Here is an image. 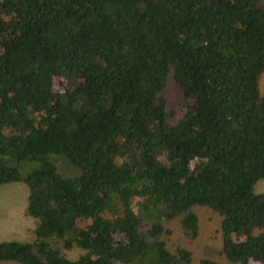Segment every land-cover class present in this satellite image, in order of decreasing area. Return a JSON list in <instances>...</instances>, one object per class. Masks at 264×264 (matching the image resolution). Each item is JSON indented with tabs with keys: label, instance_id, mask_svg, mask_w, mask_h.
<instances>
[{
	"label": "trees",
	"instance_id": "obj_1",
	"mask_svg": "<svg viewBox=\"0 0 264 264\" xmlns=\"http://www.w3.org/2000/svg\"><path fill=\"white\" fill-rule=\"evenodd\" d=\"M263 76L264 0H0V186L38 221L0 264H193L165 224L194 241L197 208L229 264H264Z\"/></svg>",
	"mask_w": 264,
	"mask_h": 264
},
{
	"label": "rangeland",
	"instance_id": "obj_2",
	"mask_svg": "<svg viewBox=\"0 0 264 264\" xmlns=\"http://www.w3.org/2000/svg\"><path fill=\"white\" fill-rule=\"evenodd\" d=\"M58 88L62 89V86ZM261 90L264 94V76L261 79ZM163 95L168 102L169 109L176 112V119L179 120L183 115L184 100L171 76ZM51 160L62 177L73 178L79 175L78 170L65 157L52 156ZM27 164L22 165L23 174L27 172ZM254 193L256 195L264 193V181H260L255 186ZM27 197L28 188L24 184L0 186V243L11 241L33 243L35 241L34 229L37 227L38 221L27 217L25 214ZM195 211L200 221L199 237L190 241L183 233L180 220L168 222L165 226L169 234L165 237V241L169 250L175 251L177 248H185L191 251L193 264H202V261L205 260L215 264H229L219 255L221 250V237L218 231L220 218L204 208H197ZM57 244L61 255L70 261H76L85 255V251L80 248L74 247L68 251L63 248L62 243ZM250 264L258 263L251 262Z\"/></svg>",
	"mask_w": 264,
	"mask_h": 264
},
{
	"label": "crops",
	"instance_id": "obj_3",
	"mask_svg": "<svg viewBox=\"0 0 264 264\" xmlns=\"http://www.w3.org/2000/svg\"><path fill=\"white\" fill-rule=\"evenodd\" d=\"M35 230V229H34Z\"/></svg>",
	"mask_w": 264,
	"mask_h": 264
}]
</instances>
